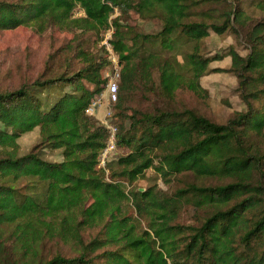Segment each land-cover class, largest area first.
<instances>
[{"label": "trees", "instance_id": "16d2710c", "mask_svg": "<svg viewBox=\"0 0 264 264\" xmlns=\"http://www.w3.org/2000/svg\"><path fill=\"white\" fill-rule=\"evenodd\" d=\"M239 1L0 0V30L56 26L90 31L99 42L112 30L120 66L112 117L125 150L108 175L97 167L108 130L85 109L113 67L104 44L98 53L78 48L77 64H46L0 90V264H264V16H248ZM129 11L160 28L137 31L122 20ZM227 31L246 54L233 46L202 53L204 38ZM183 42V63L162 54ZM225 56L229 68H209ZM212 71L236 76L244 104L224 122L176 104L183 89L206 97L200 78ZM134 84L160 105H124ZM34 129L40 140L19 153L18 138ZM44 148L60 150V159L43 158ZM148 168L164 183L185 179L171 192L131 187ZM48 241L71 253H46Z\"/></svg>", "mask_w": 264, "mask_h": 264}, {"label": "rangeland", "instance_id": "374dc122", "mask_svg": "<svg viewBox=\"0 0 264 264\" xmlns=\"http://www.w3.org/2000/svg\"><path fill=\"white\" fill-rule=\"evenodd\" d=\"M230 1L233 2V0ZM239 3L248 16L256 18L264 16V0H240ZM73 15L75 17L82 16V9L76 7ZM122 20L125 23L133 25L137 31L143 33H153L160 28L158 20L154 18L143 19L133 11L123 14ZM111 31V29H108L104 32L99 42L96 40L98 37L90 31L83 32L79 29L59 28L56 26L44 31H39L25 25L13 29L0 30V90L6 88L12 89L23 81L34 79L44 69L46 64L54 66L56 70L61 69L62 65L69 60L77 64L79 57L75 58V52L78 48H82L87 52L98 53L102 44L109 47L106 37ZM229 46H233L242 55L248 51V46L231 31H227L221 35L211 32L201 41V51L208 56H212L216 52L222 54ZM189 49L190 43L183 42L175 52H162V54L166 57L174 58L176 56L177 60L183 63L184 53L189 51ZM106 57L113 63L112 70L107 72V75L109 79L113 78L119 84L120 66L116 55L109 52ZM230 64V57L225 56L222 59L212 61L209 68L226 69L230 67ZM150 73L154 76L156 74L154 69ZM237 82L236 76L230 71L209 72L200 78L201 85L208 92L206 97L200 98L183 89L177 95L178 101H176V104L180 102V104L183 103L188 107H195L212 119L224 122L234 111L244 107L237 90ZM124 96V105L126 106L152 110L154 106L160 105V99L156 95L144 91L140 86H136V84ZM95 97L100 98V106L95 115H92L96 119L102 118L107 107L111 108L112 112L118 111L117 107L115 108L113 104L108 103L106 88ZM112 121L117 122V116L112 117ZM39 140L38 129L21 135L18 138L19 153L28 151ZM124 152V149L118 147L117 155H121ZM40 154L48 160L60 159V150L58 149L44 148L41 149ZM112 160L109 162H112ZM112 166L114 165L112 164ZM182 179H185V177L173 176L169 183H164L153 168H148L137 178L131 187L143 190L150 185L156 184L158 188L171 192ZM185 218L186 215H182V220ZM4 229L5 232H8L9 227L6 226ZM44 250L50 255L55 252L71 253L68 246L53 241L46 242Z\"/></svg>", "mask_w": 264, "mask_h": 264}, {"label": "built area", "instance_id": "2783aa9c", "mask_svg": "<svg viewBox=\"0 0 264 264\" xmlns=\"http://www.w3.org/2000/svg\"><path fill=\"white\" fill-rule=\"evenodd\" d=\"M110 34L111 33H109L108 36L106 37L107 41H108V38H110ZM108 46L109 47H107V49L109 50V52L113 53L110 48V45ZM117 89H118L117 80L110 78L106 85L107 101L109 104H113L116 102ZM99 106H100V98L95 97L92 99L89 106L85 109V112L89 115H95V112L98 110ZM98 119L100 123L103 124L105 128L108 130V138H107L104 148L100 152L97 167L104 169L106 175H108L110 173V170L107 167V163L110 160L116 159L119 156L117 155L118 154V143L116 141L117 127L115 123L112 121V109L111 108L107 107L102 118H98Z\"/></svg>", "mask_w": 264, "mask_h": 264}]
</instances>
